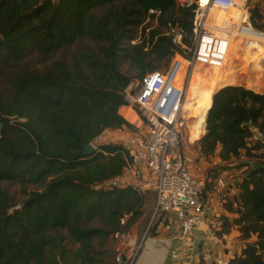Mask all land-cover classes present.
Masks as SVG:
<instances>
[{
    "label": "trees",
    "instance_id": "trees-1",
    "mask_svg": "<svg viewBox=\"0 0 264 264\" xmlns=\"http://www.w3.org/2000/svg\"><path fill=\"white\" fill-rule=\"evenodd\" d=\"M150 10L193 46L194 9L177 0H0V264H115L112 236L153 210L152 190L98 189L123 174L122 145L84 153L106 130L136 131L119 113L135 80L177 54L191 58L161 29L147 33ZM251 23L264 32V8L251 10ZM73 46L69 60L52 61ZM205 128L200 159L243 170L237 193L232 179L220 192L226 214L215 235L240 234L229 264H264V92L220 89ZM218 180L206 177V197Z\"/></svg>",
    "mask_w": 264,
    "mask_h": 264
},
{
    "label": "built area",
    "instance_id": "built-area-1",
    "mask_svg": "<svg viewBox=\"0 0 264 264\" xmlns=\"http://www.w3.org/2000/svg\"><path fill=\"white\" fill-rule=\"evenodd\" d=\"M251 1L177 0L178 5L194 9L193 46L187 49L191 58L177 54L166 69L148 73L125 91L127 105L121 111H130L135 120H128L121 111L120 114L136 131L122 144L126 154L123 174L103 183L98 189H132L136 192L152 190L155 193V206L148 230L169 228L173 214L176 215V222L183 235L197 230L203 224L208 208L207 181L191 175L188 161L182 152L185 133L181 130V125H190L192 122L185 106L192 76L198 66L220 70L227 62L235 39H241L247 44L252 40L250 35L264 37V32L257 31L252 26ZM213 12H235L238 17L226 26L218 22L217 15L211 16ZM160 15L159 10H150L145 20L151 26L147 33L150 29L159 28L165 36L171 37L174 44L184 47L183 31L171 24L160 28ZM113 132L106 130L91 145L97 149L103 136ZM225 186L222 179L217 181L219 189ZM126 221L127 218L122 219L121 225L124 226ZM127 239L126 232H118L112 236L115 264H134L141 246L131 260H126L123 249ZM215 264L229 262L222 259Z\"/></svg>",
    "mask_w": 264,
    "mask_h": 264
},
{
    "label": "rangeland",
    "instance_id": "rangeland-1",
    "mask_svg": "<svg viewBox=\"0 0 264 264\" xmlns=\"http://www.w3.org/2000/svg\"><path fill=\"white\" fill-rule=\"evenodd\" d=\"M257 5H259L261 8H264V0H252L250 3L251 10H253ZM233 13L235 14L234 16L216 13H212L211 16L217 15L218 22L228 26L232 24L234 20H237L238 14L235 12ZM144 23L146 22L144 21ZM146 25H148V23H146ZM146 25L142 26L145 27ZM142 39L143 37L139 29L133 42L139 44L141 43ZM259 44L264 51V43ZM181 48L186 51V48ZM76 52L77 46H73L57 53L53 57L52 61L59 60L61 58H66L69 60ZM185 53V55H188L189 51H186ZM260 54L261 52L254 48L252 43L247 42L246 44L245 41L235 39L232 49L228 54L227 62L222 69L219 70L198 66L196 71L193 73V85L196 97L193 99V104L190 106V109L192 110L189 112V119H192V122L190 125H186L184 131L185 134L183 135L182 139V152L186 157L189 166L193 169L197 176L200 175L201 177L205 178L209 176V178L213 180L223 179L224 183L227 184V181L231 179V176H234L235 178V176L240 173V168L226 167L227 165L216 163V157H212L208 160L200 159L198 155L199 143L196 144L195 142L197 137H194L195 134L193 125L196 118L201 114L198 109L200 103L207 99L210 93L217 90L221 86L223 87L220 89L227 86H243L255 92H264V61L262 62V69L260 70V68L257 66L256 59H253L260 58ZM159 71H163V68H161ZM2 81L3 76L0 75V82ZM136 82L137 80H135L133 84H136ZM220 89H218V91ZM120 111L121 109L119 110V113ZM121 112V114L125 116L126 110H122ZM133 131L134 130L131 129L115 130L112 134L103 136L102 140L98 142L97 146L107 144L122 145L123 142H125V140H127L134 133ZM234 178L232 179L234 180ZM8 189L10 192L15 194L18 199L21 198L19 186H9ZM147 194L149 197L153 198V203H155V197L152 195L153 192L148 191Z\"/></svg>",
    "mask_w": 264,
    "mask_h": 264
},
{
    "label": "crops",
    "instance_id": "crops-1",
    "mask_svg": "<svg viewBox=\"0 0 264 264\" xmlns=\"http://www.w3.org/2000/svg\"><path fill=\"white\" fill-rule=\"evenodd\" d=\"M218 89L209 94L211 103L212 97ZM125 116L130 121L135 120L130 111L126 112ZM199 136H196V134L194 136L197 137L196 144H198ZM216 163H220L218 157H216ZM242 172L243 170L235 178L231 176V179L234 178L230 181L232 188L229 192L231 194L237 193L236 183L241 182ZM191 175L200 180L205 178L200 175L197 176L193 170ZM215 188L216 190L207 196L208 208L203 224L197 230L183 235L181 227L176 222L175 214L171 218L169 228L160 227L148 230L153 213V210H150L128 232V239L123 249L124 258L131 260L139 246L141 247L137 252L134 264H215L222 259L229 262L236 254L239 255L242 245L238 240L240 234L237 230H234L232 234L223 239L215 235V231L220 228V224L217 222L218 218L226 214L220 197L222 189L217 187V182ZM147 215H150V217L148 222L144 224Z\"/></svg>",
    "mask_w": 264,
    "mask_h": 264
},
{
    "label": "bare ground",
    "instance_id": "bare-ground-1",
    "mask_svg": "<svg viewBox=\"0 0 264 264\" xmlns=\"http://www.w3.org/2000/svg\"><path fill=\"white\" fill-rule=\"evenodd\" d=\"M213 14H214V12H213ZM229 15L230 16H234L235 14L233 12H231V13H229ZM234 21H236V20H234ZM250 36L252 38V40L250 41V43H252L254 45V48H256L259 52H261V54L259 55L260 58H253V59H256L257 66L261 70L262 69V62L264 61V51H263V49L261 48V45L258 42L259 41H262L261 43H264V37H261V36H259L257 34H253V35H250ZM193 79L194 78L192 76V80H191V84H190V89H189V94H188V101H187V104L185 106L186 107V110H188L189 112H191V110H192V109H190L191 108L190 106L193 104L192 103L193 102V99L196 97L195 92H194V85H193L194 82H193ZM210 107H211V97L208 96L207 99L203 100L200 103V106L198 107V109L201 112V114L196 118V120L194 122V125H193L194 126L195 134L197 136L198 135L201 136L203 134L204 130H205L204 121H205L206 113H207V111H208V109ZM186 125H187V123H183L181 125V130L183 132L185 131ZM203 126H204V128H203ZM202 128H203V130H202Z\"/></svg>",
    "mask_w": 264,
    "mask_h": 264
},
{
    "label": "water",
    "instance_id": "water-1",
    "mask_svg": "<svg viewBox=\"0 0 264 264\" xmlns=\"http://www.w3.org/2000/svg\"><path fill=\"white\" fill-rule=\"evenodd\" d=\"M95 150H96V149H95L91 144H89V145L85 146V151H84V153H85V155H90V154H92Z\"/></svg>",
    "mask_w": 264,
    "mask_h": 264
}]
</instances>
